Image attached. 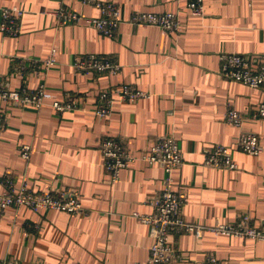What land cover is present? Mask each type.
I'll use <instances>...</instances> for the list:
<instances>
[{"label":"crops","instance_id":"obj_1","mask_svg":"<svg viewBox=\"0 0 264 264\" xmlns=\"http://www.w3.org/2000/svg\"><path fill=\"white\" fill-rule=\"evenodd\" d=\"M120 8L122 22L111 38L80 21L60 24L55 12L67 8L83 17L99 11L81 0H0L2 7L24 10L20 32H0V81L19 89V61L30 65L45 59L54 47L56 64L37 74L25 70L24 85L43 82L57 99L77 109L54 112L49 102L10 104L0 99L5 127L0 131V192L11 176L38 191L72 188L82 212L51 208L34 212L9 208L0 217V263L8 264H146L152 238L147 224L133 214L152 212L150 199L164 185L159 164L135 159L111 181L105 171L99 142L121 138L139 155L155 139L174 136L183 164L172 174L170 187L184 196V220L211 226L233 224L243 215L264 228V86L252 88L220 76L219 54H264V0H203L202 15H191L187 0H102ZM133 11L172 12L182 24L177 34L157 26L126 21ZM107 56L119 64L116 73L78 72L75 56ZM129 84L148 97L119 101L113 97L110 114H95L97 96ZM243 116L240 127L228 124V108ZM241 131L253 132L262 150L258 155L237 149ZM22 144L31 146L24 160ZM216 144L228 146L236 168L203 164ZM170 241L179 258L164 264H205L214 254L220 264H264V239L232 234L181 233Z\"/></svg>","mask_w":264,"mask_h":264},{"label":"built area","instance_id":"obj_2","mask_svg":"<svg viewBox=\"0 0 264 264\" xmlns=\"http://www.w3.org/2000/svg\"><path fill=\"white\" fill-rule=\"evenodd\" d=\"M247 5L252 0H245ZM98 9L96 17H83L80 14L59 8L56 12V19L60 24L78 23L84 21L92 26L99 34L105 37H113L122 22L120 8L116 3L102 0H81ZM191 15H202L204 11L203 0H187L186 4ZM24 10L19 7H2L0 10V32L7 36H17L20 32L21 19ZM133 25L157 26L168 34H177L182 29V24L176 14L172 12H150L133 11L126 19ZM56 49L52 47L49 55L42 60L32 61L30 65L19 61L15 67V75L22 79L23 84L19 89H10L0 81V99L10 104H32L39 107L44 102L57 113L78 108L77 104L69 100L57 99L51 92L47 91L43 82L34 88L24 85L25 70H33L37 74L45 72L52 65L56 64ZM221 77L233 80L252 88L264 86V54L253 56L243 53L223 52L219 54ZM72 67L78 72L116 73L119 64L111 58L100 54H85L74 57ZM113 97L119 101H134L139 98L148 97L147 92L129 84H121L112 90L99 92L96 101L95 114L106 117L110 114ZM257 116L264 119V103L257 107ZM243 120L242 114L234 108H228L225 113V121L236 127H240ZM5 127V119L0 115V131ZM237 149L251 155H258L261 150L259 138L253 132L241 131L237 137ZM99 150L102 155V162L105 171L109 174L111 181L117 180L120 171L128 168L135 159H140L147 164H159L166 174L164 185L159 188L156 194L150 199L152 212L148 214L133 215L149 227V234L152 243L146 264H164L179 258V252L170 241L171 235L181 233H192L195 236L201 235L205 230L215 234H232L242 238L264 239V228H258L250 224V218L243 215L233 224H215L204 226L183 219L181 210L184 204V196L170 187L172 172L183 164L181 148L176 138L170 134L159 137L139 155L131 152L125 142L114 136H105L99 142ZM19 154L24 160H28L31 154V146L22 144ZM203 164L208 167L234 169L236 163L232 158L230 148L223 144H216L207 151ZM3 191L0 192V217L9 209L18 210L21 207L29 208L38 212L42 208L62 210L70 214L82 212V205L79 201L76 190L69 188L58 196L53 192L45 191L40 194L29 192L27 185L16 186L13 179L7 174L1 181ZM61 195H60V194ZM65 195V196H64ZM0 264H8L5 261ZM205 264H220L214 254H208Z\"/></svg>","mask_w":264,"mask_h":264},{"label":"rangeland","instance_id":"obj_3","mask_svg":"<svg viewBox=\"0 0 264 264\" xmlns=\"http://www.w3.org/2000/svg\"><path fill=\"white\" fill-rule=\"evenodd\" d=\"M85 55V54H84ZM76 57V56H75ZM54 112H55V110H54ZM57 113V112H56ZM60 114V113H59ZM31 155V154H30ZM30 158V157H29ZM10 178H11V176H10ZM12 179V178H11ZM13 182H14V180H13ZM15 183V182H14ZM20 184H22V185H27V187H28V190H29V192H31L32 194H40V193H44L45 191H43V190H41V191H38V190H36V189H33V188H31V187H29L28 186V183L27 182H25L24 180H22L21 181V183H19V184H16L15 183V185L16 186H19ZM63 191H60V193H63V192H65L67 189H62ZM48 191H50V192H53L54 193V195H56V196H58V193H56V192H59V191H51V190H48ZM59 193V194H60ZM61 195V194H60ZM65 196V195H64ZM59 211H62V210H59ZM67 213V212H66Z\"/></svg>","mask_w":264,"mask_h":264},{"label":"trees","instance_id":"obj_4","mask_svg":"<svg viewBox=\"0 0 264 264\" xmlns=\"http://www.w3.org/2000/svg\"><path fill=\"white\" fill-rule=\"evenodd\" d=\"M29 209V208H28Z\"/></svg>","mask_w":264,"mask_h":264}]
</instances>
